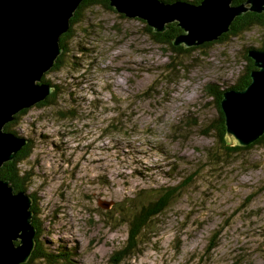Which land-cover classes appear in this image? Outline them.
<instances>
[{"label":"rangeland","instance_id":"obj_1","mask_svg":"<svg viewBox=\"0 0 264 264\" xmlns=\"http://www.w3.org/2000/svg\"><path fill=\"white\" fill-rule=\"evenodd\" d=\"M73 30L65 65L46 77L58 99L15 128L33 141L20 168L32 176L40 242L67 249L71 264H107L128 237L124 201L193 177L123 264H264V143L227 155L209 93L235 84L264 28L179 54L102 7Z\"/></svg>","mask_w":264,"mask_h":264},{"label":"water","instance_id":"obj_2","mask_svg":"<svg viewBox=\"0 0 264 264\" xmlns=\"http://www.w3.org/2000/svg\"><path fill=\"white\" fill-rule=\"evenodd\" d=\"M83 0H0V168L15 159L28 138L4 131L19 112L44 102L54 87L42 83L62 54L60 38ZM203 0L165 3L160 0H110L129 19L144 21L163 33L176 23L183 34L173 41L186 49L218 41L237 17L264 13V0ZM255 69L244 89L223 92L225 139L231 146L249 147L264 136V50L250 49ZM33 200L0 179V264H25L36 247ZM110 203L99 204L104 209Z\"/></svg>","mask_w":264,"mask_h":264},{"label":"trees","instance_id":"obj_3","mask_svg":"<svg viewBox=\"0 0 264 264\" xmlns=\"http://www.w3.org/2000/svg\"><path fill=\"white\" fill-rule=\"evenodd\" d=\"M165 3H172L178 0H160ZM190 2L192 4H199L203 0H181ZM246 0H234L233 5L238 6L244 3ZM95 7H102L111 12H115V10L110 6V0H83L76 10L73 18L71 19L70 28L67 33L63 34L60 38V46L62 48V54L57 59L54 67L47 72L42 79V83H46L54 87L53 93L44 101L36 105V107H46L50 105H54L55 101L58 99V95L60 93V88L56 84L52 83V81L46 79L47 75L59 71L65 65V57L70 53V48L68 43L72 41L75 37L73 27L77 24L81 23L85 19L86 12ZM117 13V12H115ZM119 17L125 18V16L118 14ZM143 24H145V30L147 34H149L152 39L161 45H167L165 49H170L175 54L179 53H187L191 50H195L196 48L186 49L183 46L175 47L173 45V41L176 37L183 34V30L177 26L176 23L169 24L167 26L166 31L163 33L154 32L144 21L141 20ZM259 27L264 28V13L256 14L252 12H247L245 15L241 17H237L232 23L230 32L224 34L220 38V43L229 41L232 39L231 37L239 36L249 30ZM209 44L201 46L205 47ZM250 49H259L264 50V35L260 42V46L258 48L249 47L244 51V61L247 64L246 70L242 72V74L238 77L235 84L230 88L233 89H244L246 88L250 82V72L255 69L253 61L247 56V53ZM213 87V86H212ZM209 88V93L213 98L215 106L218 111V120L213 125V132L215 133L216 142L220 145V147L226 152L227 155L236 154L238 152H242L248 150L255 145L264 143V136L260 138L257 142L250 145L249 147H238L231 146L225 139V125H224V115L220 107V102L222 100V91H215L214 89ZM228 88V89H230ZM30 109H25L14 116V120L5 125L4 131L12 132L16 135V127L19 125L22 117L29 111ZM73 111V110H72ZM212 128V126H211ZM207 134H209L207 132ZM28 143L23 147L22 150L18 152L15 159L5 163L0 168V179L9 181L10 185L14 187L15 192H25L31 196L33 203L31 206V211L33 212L32 224L36 229V247L33 251L32 256L29 261L25 264H33L36 261L45 262V264H71L70 256L72 254L67 253V249L62 247H57L55 250H48L47 246L40 242L39 238L41 237L40 233L43 231V226L41 223V214L36 211L34 204V196L28 193L29 185L31 183V174L29 172L23 171L20 168V165L28 160L34 150L33 141L28 138ZM216 154V153H215ZM213 154V155H215ZM193 180V177L188 178L186 181L182 182L177 186L172 187H161L159 189H155L154 193H149L151 190H140L133 198L126 199L124 201L122 210V216L124 218L123 223L128 226V237L124 244V247L118 249L115 253H113L109 259L107 264H123L127 259L136 256L140 252V248L143 245L145 233L150 230L151 225L155 218L163 214L170 206L171 203L180 195V190L187 187ZM37 216L40 219V222L37 219ZM218 235V234H217ZM215 236L216 239L219 236ZM217 242H213L208 248L207 252L211 251L217 246ZM214 247V248H212ZM212 248V249H211Z\"/></svg>","mask_w":264,"mask_h":264},{"label":"flooded vegetation","instance_id":"obj_4","mask_svg":"<svg viewBox=\"0 0 264 264\" xmlns=\"http://www.w3.org/2000/svg\"><path fill=\"white\" fill-rule=\"evenodd\" d=\"M205 45V44H204ZM203 46V45H202Z\"/></svg>","mask_w":264,"mask_h":264}]
</instances>
